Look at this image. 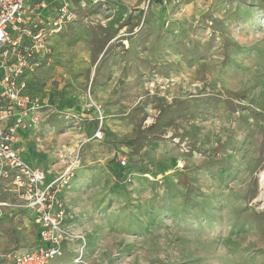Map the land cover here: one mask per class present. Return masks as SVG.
Instances as JSON below:
<instances>
[{
	"label": "rangeland",
	"instance_id": "374dc122",
	"mask_svg": "<svg viewBox=\"0 0 264 264\" xmlns=\"http://www.w3.org/2000/svg\"><path fill=\"white\" fill-rule=\"evenodd\" d=\"M106 1L52 39L20 143L73 173L52 264H264V0ZM9 189L1 254L38 235Z\"/></svg>",
	"mask_w": 264,
	"mask_h": 264
},
{
	"label": "built area",
	"instance_id": "2783aa9c",
	"mask_svg": "<svg viewBox=\"0 0 264 264\" xmlns=\"http://www.w3.org/2000/svg\"><path fill=\"white\" fill-rule=\"evenodd\" d=\"M76 1L79 9L107 6L106 0H0V186L10 187L16 206L38 226L36 245L0 253V264H52L69 238L65 194L73 173L69 168L49 178L24 158L18 145L21 134L36 130L42 110L51 107L32 94L29 76L51 56L52 39L77 19L71 6ZM95 136L102 139L100 130ZM80 242L77 256L82 264L85 242Z\"/></svg>",
	"mask_w": 264,
	"mask_h": 264
},
{
	"label": "crops",
	"instance_id": "0c3cea01",
	"mask_svg": "<svg viewBox=\"0 0 264 264\" xmlns=\"http://www.w3.org/2000/svg\"><path fill=\"white\" fill-rule=\"evenodd\" d=\"M71 6H72V8H74V9H76L77 7H78V1H76V2H72L71 3ZM77 6V7H76ZM51 44H52V41H51ZM52 47H53V45H52ZM38 71H39V69H38ZM37 73V72H36ZM35 73V74H36ZM35 74H33V75H31V76H29V87H30V91L32 92V94L33 95H35V96H39L40 98H41V96L40 95H38V94H36V92H34L33 91V83L34 82H36V79H35ZM41 99H43V101H45V102H47L46 101V99H44V97L43 98H41ZM48 103L50 104L51 103V101H48ZM29 133V132H28ZM28 133H22L21 134V139H20V142H19V145H18V147H19V149H20V143H21V141L26 137V134H28ZM22 155L24 156V158H25V154H23L22 153ZM26 159V158H25ZM27 160V159H26ZM28 161V160H27ZM29 162V161H28ZM30 163V162H29ZM30 164H32V163H30ZM32 165H34V164H32ZM34 166H36V165H34ZM38 167V166H37ZM11 193V192H10ZM20 211H22V213H24L25 215H28V216H30L29 215V213L27 212V211H24V210H20ZM37 228H38V226H37ZM37 238H38V235H37ZM36 242H37V240H36ZM33 246H35V245H28V246H22V247H33ZM19 248H21V247H19ZM16 249V248H15ZM14 250V249H13Z\"/></svg>",
	"mask_w": 264,
	"mask_h": 264
},
{
	"label": "bare ground",
	"instance_id": "6f19581e",
	"mask_svg": "<svg viewBox=\"0 0 264 264\" xmlns=\"http://www.w3.org/2000/svg\"><path fill=\"white\" fill-rule=\"evenodd\" d=\"M73 153V152H72ZM262 186L264 187V176H263V178H262Z\"/></svg>",
	"mask_w": 264,
	"mask_h": 264
}]
</instances>
